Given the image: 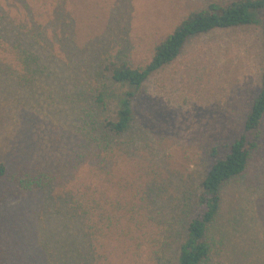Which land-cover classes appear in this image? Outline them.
Returning a JSON list of instances; mask_svg holds the SVG:
<instances>
[{
    "label": "rangeland",
    "instance_id": "rangeland-1",
    "mask_svg": "<svg viewBox=\"0 0 264 264\" xmlns=\"http://www.w3.org/2000/svg\"><path fill=\"white\" fill-rule=\"evenodd\" d=\"M233 1L70 0L63 10L0 0V164L52 185L16 198L0 185V264H176L210 152L239 138L259 92L260 26L190 39L139 89L132 132L112 147L78 151L80 128L99 95L100 118H114L110 95L124 89L110 82L112 64L143 67L189 14ZM25 51L46 69L31 82L20 72ZM260 132L245 173L221 191L209 264H264V120Z\"/></svg>",
    "mask_w": 264,
    "mask_h": 264
},
{
    "label": "trees",
    "instance_id": "trees-1",
    "mask_svg": "<svg viewBox=\"0 0 264 264\" xmlns=\"http://www.w3.org/2000/svg\"><path fill=\"white\" fill-rule=\"evenodd\" d=\"M66 2L70 0H44L47 8L52 6L58 8L63 5V10H66ZM56 3L59 4L56 5ZM263 10L264 0H236L227 4L211 3L206 8L185 17L170 35L155 46L150 61L143 67H132L125 62L118 65L112 64L109 70L110 82L113 86L124 89L121 93L110 95L111 100L112 97L116 99L114 118L101 119V110H105L106 107L103 97L99 95L96 99L92 98L93 104L86 111L80 128L86 141L82 143L78 151L91 150L94 155H97L94 150L100 153L103 149L112 147L115 138L132 132L134 122L132 105L137 92L149 77L176 60L190 39L214 30L259 25L264 46V20L258 19V13ZM64 12L71 18L69 13ZM37 62L36 54L25 51L20 67L22 80L27 81L25 77H29L28 82H31L36 75L46 70L41 69L38 72ZM263 120L264 51L260 89L245 116L241 135L231 145H218L210 152L213 158L212 164L199 183L197 209L186 227L184 239L178 246L176 264L210 263L215 244L209 241L208 232L220 212L221 191L229 182L242 176L248 168L252 154L259 148ZM78 157L82 158L81 153ZM50 183V175L22 170L9 172L5 165L0 164V185L8 186L6 192L7 194L11 192L14 198L25 193L48 192L52 186ZM69 200L72 204L71 208L78 213V216H82V220H91L90 210L82 206L81 198L71 196ZM4 259L5 255L1 253L0 263Z\"/></svg>",
    "mask_w": 264,
    "mask_h": 264
}]
</instances>
